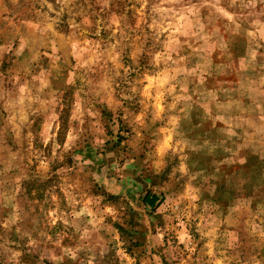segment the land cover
<instances>
[{
    "label": "rangeland",
    "instance_id": "obj_1",
    "mask_svg": "<svg viewBox=\"0 0 264 264\" xmlns=\"http://www.w3.org/2000/svg\"><path fill=\"white\" fill-rule=\"evenodd\" d=\"M0 264H264V0H0Z\"/></svg>",
    "mask_w": 264,
    "mask_h": 264
},
{
    "label": "trees",
    "instance_id": "obj_2",
    "mask_svg": "<svg viewBox=\"0 0 264 264\" xmlns=\"http://www.w3.org/2000/svg\"><path fill=\"white\" fill-rule=\"evenodd\" d=\"M154 201H156V197L155 196H151V195H147L145 197V202L148 203L149 205H152L154 203Z\"/></svg>",
    "mask_w": 264,
    "mask_h": 264
}]
</instances>
